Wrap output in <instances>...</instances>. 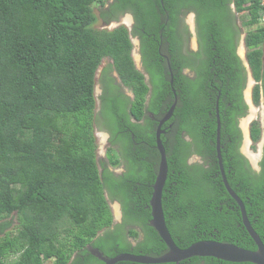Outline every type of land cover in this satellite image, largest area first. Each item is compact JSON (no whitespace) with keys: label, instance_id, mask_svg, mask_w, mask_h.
<instances>
[{"label":"trees","instance_id":"trees-1","mask_svg":"<svg viewBox=\"0 0 264 264\" xmlns=\"http://www.w3.org/2000/svg\"><path fill=\"white\" fill-rule=\"evenodd\" d=\"M170 3L197 9L199 42L208 60L203 75L195 80L175 75L176 87L180 80L183 84L175 109L177 131L161 137L169 166L163 190L167 227L181 249L212 240L254 251L257 247L243 225L240 207L223 183L216 150V113L218 103L228 183L264 243V156L258 173L240 152L239 120L247 114L243 101L247 74L237 55L241 32L228 27L232 18L228 4L234 3L246 28L247 60L258 83L253 94L258 105L262 85L264 91L262 1ZM98 4L104 6L105 0H0V264H104L89 246L109 258L124 253L159 257L168 251L150 225L160 154L157 124L146 113L170 110L173 101L162 102L170 88L162 70L160 76L154 73L160 104L146 106L150 88L131 59L129 33L125 27L97 28L100 18L108 20L105 11L101 17L96 14ZM124 4L115 3L112 9L121 10ZM107 57L113 59L122 79L136 80L131 112L137 121H128L135 139L126 136L124 154L115 140L126 138L124 128L115 109L108 110L112 134L108 166L97 161L94 134L95 77ZM184 79L189 87H184ZM143 118L146 128L138 123ZM263 131L260 121L253 122L254 143L261 140ZM182 133L193 141H185ZM193 153L202 156L208 167L189 166L187 158ZM122 165L125 172L116 174L114 169ZM113 202L120 203L123 212V223L115 229ZM141 232L144 240H140ZM10 257L15 260L9 262ZM180 264L252 263L193 257Z\"/></svg>","mask_w":264,"mask_h":264},{"label":"flooded vegetation","instance_id":"flooded-vegetation-1","mask_svg":"<svg viewBox=\"0 0 264 264\" xmlns=\"http://www.w3.org/2000/svg\"><path fill=\"white\" fill-rule=\"evenodd\" d=\"M170 1L171 0H161L160 2H158L157 0H134V2L131 1L132 3H127L122 2L121 0H105L104 6L98 4L95 7V12L99 17H101L100 15L104 11L108 13L106 18L108 19L107 21H104L102 18H100V29H106L108 31H113L120 27H125L127 29L133 45L130 56L134 63L135 69L140 72L141 75H143L144 82L150 88L148 94L146 95L145 104L146 106H151V108H157V104H160L158 101L159 98H157V96L155 95V86L158 83L156 82L157 79L155 78L154 73L159 72L160 76V70H162L161 73L164 75L165 80L167 81L166 84H168L170 88V94L173 95L171 97V95L169 94L162 102L170 103L171 101H173V105L176 100L174 93L175 91L177 96V105H179L181 95L183 94V84L180 80L178 86L176 87L175 75L178 76V73H180L183 77L189 80H195L198 78V75L200 73H202L203 75V67L205 64H207L208 60L207 56H204L199 42L197 9H191L190 7H188L190 6L188 4H186L187 6H184L185 3H170ZM120 2L125 3L121 10L118 8L112 9V6L115 5V3L121 4ZM228 11L230 16H232V18L230 19L231 23L228 26L229 29L235 33L238 30L241 32L240 41L237 47V55L246 70V89V87L248 86L249 75L252 74L251 70L249 71L245 63L246 61L249 64L247 60V48L245 45L246 28L242 25L241 16L237 14L234 3L228 4ZM233 14L236 15L237 20H234ZM192 37H195L196 39L195 48H193L192 45ZM176 39H179L180 41ZM240 46L243 47V55L240 53ZM213 70L214 69L212 68V71ZM134 81H136L134 78H129V80L126 81L124 80V78L122 79L119 75V72L117 71V68L114 66L113 59L108 57L105 58L101 63L95 77L94 94L96 106L94 111V134L96 137V143L98 139L103 136L106 141L103 149L104 153L98 155L96 151V155L97 161L99 163L105 162L107 166L108 151L112 146L110 142L112 134L108 131V128L110 126L108 119H111V117H108V110H111L113 108L115 109L117 117L119 119L118 121L120 122H118L120 124L119 126L124 128V136L126 137L130 134L132 139H135V136L132 133V129L128 125V121L132 124L137 123L135 116L131 112V103L136 99V94L132 89V84ZM184 81L187 84H185L184 87H189L190 82L186 79H184ZM245 89L243 92V101L247 106V114L244 117H246L247 115H251L250 105L245 95ZM253 94L254 90L252 91L251 100L254 103ZM184 95L186 97L185 91ZM171 98L172 100H170ZM164 108H166V104H164ZM168 112L169 110L165 113H155L153 111H150L146 113V116H148L157 124V130L160 120L164 118L168 114ZM252 118L253 117H251L250 120H252ZM176 119L177 118H175L174 111L172 118L162 126V129L165 128L168 131L165 132L164 135L169 134L170 136V134L174 135L176 133L177 130L175 127L177 126L178 121V119ZM241 119L239 120V128L242 133V144L240 147V152L247 159L251 168L255 172L260 173L262 171L261 161L264 156V131L261 138L262 143L260 146V150L257 154V157L253 159L257 164V167H259V169H256L253 165L254 162L252 161V159L247 157V155L242 151V148L246 142V135L247 137L249 136V142H253L251 131L252 124L255 121H253L252 123L250 122L248 133L245 135L244 130H242L240 126ZM138 123L143 128H146V126L148 125L144 118ZM260 123L262 128L264 129V120L260 121ZM182 135L185 141H193L189 134L182 133ZM117 138L118 136L115 137L117 146L120 147L122 152L125 154V149H127V137L122 139ZM194 149V145L191 146L192 152H194ZM187 164L189 166L195 164H203L205 165V167H208V164H206L203 157L195 153L187 158ZM119 168L121 171H117L116 169H114V172L116 174L123 173L126 170L124 165ZM113 203L119 204L121 212V218H117L114 215V224L112 226V229H115L116 225L123 223V212L120 203ZM14 227L15 226L12 227L13 231ZM12 229H9L7 232L12 231ZM103 233L104 231H102L101 234ZM144 239L145 235L143 234V232H141L140 240ZM128 240L131 243L136 244V242L134 240H131V238H128Z\"/></svg>","mask_w":264,"mask_h":264},{"label":"water","instance_id":"water-1","mask_svg":"<svg viewBox=\"0 0 264 264\" xmlns=\"http://www.w3.org/2000/svg\"><path fill=\"white\" fill-rule=\"evenodd\" d=\"M245 63L250 71L251 69L249 67V64L246 61ZM174 93L176 100L174 104L171 106L168 114L160 120L158 129L156 131V147L160 154V163H159L158 175L155 184L153 186L154 191H153L152 199L150 202V206L152 209V220L150 225L156 230V232L159 234L161 239L164 241V243L168 248V251L159 257L124 253L114 258H109L104 256V254L100 252L99 249L92 248L91 246H89L90 252L94 256H96L99 260H101L104 264H116L122 261H129L140 264H165V263L180 264L181 262L191 259L193 257H212L231 263L264 264V243L260 238V236L258 235V233L253 228L248 218L247 211L243 201L231 188L226 177V172L224 169L223 158H222V147H221L222 124H221L218 103H217V113H216L217 115L216 150H217L220 172L226 190L240 207L243 225L246 228L247 232L249 233L250 237L254 240L257 249L254 251L247 250L235 244L223 243L212 240L199 241L192 244L188 248L181 249L176 245L175 241L173 240L171 233L169 232V229L166 224L165 214L163 209V190L168 178L169 166H168L166 148L161 137L165 133V131L162 129V126L172 118L175 108L177 106V96L175 91ZM253 113H255V110L250 105V114L253 115ZM250 118L248 119L250 120ZM244 132L246 135L245 130ZM117 205L119 206V204ZM119 218H121V212Z\"/></svg>","mask_w":264,"mask_h":264},{"label":"rangeland","instance_id":"rangeland-1","mask_svg":"<svg viewBox=\"0 0 264 264\" xmlns=\"http://www.w3.org/2000/svg\"><path fill=\"white\" fill-rule=\"evenodd\" d=\"M97 28L100 27V23H98L96 25ZM196 42H195V39L194 37H192V45H193V48L196 47ZM244 46V45H243ZM240 53L243 55V47L240 46ZM246 53V51H245ZM258 83L255 81V79L252 77V74L249 75V81H248V86L246 87L245 89V95H246V99L248 100V103L249 105H251L254 110H255V113H253V115H247L246 117L242 118L241 121H240V126L242 128V130H245L246 131V134L248 133V129H249V126H250V122L252 123L253 121H263L264 120V91H263V85L261 87V97L262 99L260 100V104L256 105L255 103H253L251 100H252V91L254 90V88L256 87ZM261 84V83H259ZM250 85V86H249ZM250 117H253L252 120H249L248 118ZM261 143H262V139L258 142V143H253V142H249V136H248V140H246L243 148H242V151L247 155V157H249L250 159H252V161L254 162V158L257 157V154L260 150V146H261ZM97 154L100 155V154H103V149H104V146L106 144V141L104 139V136L103 137H100V139H98L97 141ZM254 167L256 169H259V167H257V164L254 162L253 163ZM117 171H121L119 167L116 168ZM111 208H112V212H113V215H115V217L119 218L120 217V207L116 204V203H111ZM15 216V215H14ZM17 223V222H15ZM15 260V257H10L9 258V262Z\"/></svg>","mask_w":264,"mask_h":264},{"label":"built area","instance_id":"built-area-1","mask_svg":"<svg viewBox=\"0 0 264 264\" xmlns=\"http://www.w3.org/2000/svg\"><path fill=\"white\" fill-rule=\"evenodd\" d=\"M262 1V10H261V17H260V23L262 24V25H264V0H261Z\"/></svg>","mask_w":264,"mask_h":264},{"label":"bare ground","instance_id":"bare-ground-1","mask_svg":"<svg viewBox=\"0 0 264 264\" xmlns=\"http://www.w3.org/2000/svg\"><path fill=\"white\" fill-rule=\"evenodd\" d=\"M246 137H247V135H246ZM248 139V137L246 138V140Z\"/></svg>","mask_w":264,"mask_h":264}]
</instances>
